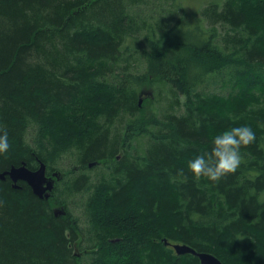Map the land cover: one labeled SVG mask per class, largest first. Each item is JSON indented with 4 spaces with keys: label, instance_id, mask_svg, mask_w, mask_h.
I'll return each mask as SVG.
<instances>
[{
    "label": "trees",
    "instance_id": "trees-1",
    "mask_svg": "<svg viewBox=\"0 0 264 264\" xmlns=\"http://www.w3.org/2000/svg\"><path fill=\"white\" fill-rule=\"evenodd\" d=\"M145 4L0 0V132L11 144L0 173L22 162L34 170L39 159L51 175L63 153L78 154L48 200L0 180V264H200L163 240L222 264H264V0L211 4L201 12L209 30L198 21L191 38L178 31L181 19L150 24ZM140 36L148 49L131 61L138 46L126 42ZM226 69V95L203 90ZM142 87L149 97L139 107ZM156 101L164 107L145 108ZM238 124L256 131L241 166L218 182L194 179L187 161ZM91 162L107 170L94 184ZM82 193L89 228L76 250V219L62 198ZM54 205L65 215L55 217Z\"/></svg>",
    "mask_w": 264,
    "mask_h": 264
},
{
    "label": "rangeland",
    "instance_id": "rangeland-1",
    "mask_svg": "<svg viewBox=\"0 0 264 264\" xmlns=\"http://www.w3.org/2000/svg\"><path fill=\"white\" fill-rule=\"evenodd\" d=\"M216 2L221 3L222 0H181V1H178V3L175 5H171L170 3H162L161 6H159L158 8V5H160L159 2L157 1L155 2L154 0H144V4L145 3L146 4L143 6H140L139 8L140 10H143V12H141L142 16L144 18H147L148 19L147 21L150 24H157V22H159L158 21L159 19L164 18L165 19L164 25L172 27L177 20L181 19L182 22L180 24H177L178 31L181 32L182 35L184 34L185 36H188V38H191L192 37L191 32L194 30V27L199 26V24H197L198 21L200 22V25L205 31L209 30L210 25L208 23V20L203 18V16L201 15V12L203 9L207 8L208 6ZM153 9L154 10L156 9L158 11L155 10L156 13H154ZM214 28L216 29L218 40H221L222 37L225 35V29L219 24L214 25ZM126 45L131 47V49L138 46V51L133 53L134 56H133V59H131V61L136 60L138 57L142 59L141 56L137 53L140 51V49H148L147 46L143 43V38L141 36L138 39V41H135V42H133L131 39H128L126 42ZM140 59H139L140 62H138L139 70H144L145 65ZM229 72L230 71L228 69L223 70L221 75H218V77L216 76L214 79H210V81L208 77V80H207L208 83L206 82V84L201 87L204 88L203 90H205L206 92L226 95L230 91L229 90L230 86L226 83L228 82V79H229ZM147 89H149V87H142V88H139V91L141 90V92L144 93L150 90V89L149 90ZM143 90H146V91H143ZM146 97H149V96L142 95L143 99ZM162 107H164L163 104L156 101L154 104H150V105L147 104L145 108L153 112V111H157V109L160 110V108ZM30 133H32V131ZM29 138L30 137L28 135V139H27L28 142L30 141ZM134 146H136L139 152L142 153V151L148 146V140L140 139L134 143ZM77 155L78 154H77L76 149H70L67 152L63 153L58 159H56L54 163L52 164L50 163L51 164V165L49 164L50 168L52 166L53 169L56 168L59 172H62V173L64 171L71 170L78 165ZM122 155H123V150L119 149L116 156H120L121 158ZM102 166H103V163H101L99 166L93 167L92 169H88L86 166L85 173L91 179L90 183H93V184L97 183L98 181L97 179L102 174H105V172H107V170L104 169ZM48 171L50 170L47 167V172ZM61 187L62 186H59V188ZM89 196H90V193L85 194V195L82 193L80 195L73 194L72 196L65 197L64 199L62 198V200H64V202L67 204L68 208L72 212L73 217L76 219L77 224H76L75 233H77L79 236L78 242H80L81 240L80 237H83L86 239V232L89 228L87 218L85 215V212H86L85 209L88 203ZM53 208H58V206L54 205ZM87 262H88V259L85 258L83 260L77 261V264H87Z\"/></svg>",
    "mask_w": 264,
    "mask_h": 264
},
{
    "label": "clouds",
    "instance_id": "clouds-1",
    "mask_svg": "<svg viewBox=\"0 0 264 264\" xmlns=\"http://www.w3.org/2000/svg\"><path fill=\"white\" fill-rule=\"evenodd\" d=\"M255 140L256 131L248 124L225 127L211 138L210 150H202L187 161V168L194 179L218 182L237 171L244 160L242 149ZM10 147L9 133L0 132V154L8 153Z\"/></svg>",
    "mask_w": 264,
    "mask_h": 264
},
{
    "label": "water",
    "instance_id": "water-1",
    "mask_svg": "<svg viewBox=\"0 0 264 264\" xmlns=\"http://www.w3.org/2000/svg\"><path fill=\"white\" fill-rule=\"evenodd\" d=\"M142 95L148 96L147 92L139 93L138 106L142 104ZM93 164H90L91 167ZM46 165L38 159V167L34 170L29 169L25 162L19 166H11L7 171L0 173V180L8 178L11 181L13 189H19L18 182H24L31 189L34 196L39 199L48 200L54 189L55 181H59L61 176L59 172H53L50 177L46 174ZM53 215L55 217L65 215L64 208H54ZM165 246H170L177 256L190 254L198 258L200 264H222V262L214 255L205 252H196L190 246L184 244H173L163 240Z\"/></svg>",
    "mask_w": 264,
    "mask_h": 264
},
{
    "label": "flooded vegetation",
    "instance_id": "flooded-vegetation-1",
    "mask_svg": "<svg viewBox=\"0 0 264 264\" xmlns=\"http://www.w3.org/2000/svg\"><path fill=\"white\" fill-rule=\"evenodd\" d=\"M116 160H119L120 159V156H116ZM90 164H93L91 167H89V165ZM95 165V166H94ZM100 164H98V163H96V162H91V163H87L86 164V166H87V168L88 169H92L93 167H96V166H99ZM46 174H47V172H46ZM48 175V174H47ZM51 175H48V177H50ZM89 180H91V179H89ZM84 207V206H83ZM75 224H77V222L75 223ZM75 235H76V238H77V242H76V244L74 245V249H76V250H78V249H80V248H84L83 246L85 245V243H84V239H83V237H80L81 238V240H80V242H78V238H79V236H78V234L77 233H75ZM77 256H80V254L79 253H77Z\"/></svg>",
    "mask_w": 264,
    "mask_h": 264
},
{
    "label": "bare ground",
    "instance_id": "bare-ground-1",
    "mask_svg": "<svg viewBox=\"0 0 264 264\" xmlns=\"http://www.w3.org/2000/svg\"><path fill=\"white\" fill-rule=\"evenodd\" d=\"M123 156V155H122ZM113 157V156H112ZM117 159V158H116ZM123 159V158H122ZM104 160V159H103ZM121 161V160H120ZM95 166V165H94ZM105 167V166H104ZM114 173V172H113Z\"/></svg>",
    "mask_w": 264,
    "mask_h": 264
}]
</instances>
